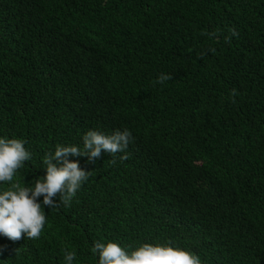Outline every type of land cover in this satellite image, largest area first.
Returning <instances> with one entry per match:
<instances>
[{
  "label": "trees",
  "instance_id": "16d2710c",
  "mask_svg": "<svg viewBox=\"0 0 264 264\" xmlns=\"http://www.w3.org/2000/svg\"><path fill=\"white\" fill-rule=\"evenodd\" d=\"M0 264H264V0H0Z\"/></svg>",
  "mask_w": 264,
  "mask_h": 264
}]
</instances>
